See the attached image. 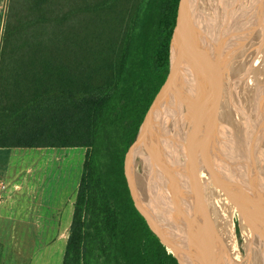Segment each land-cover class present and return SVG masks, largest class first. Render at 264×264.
Instances as JSON below:
<instances>
[{
	"label": "trees",
	"instance_id": "1",
	"mask_svg": "<svg viewBox=\"0 0 264 264\" xmlns=\"http://www.w3.org/2000/svg\"><path fill=\"white\" fill-rule=\"evenodd\" d=\"M12 1L0 148L87 150L63 264H179L136 210L124 159L170 74L182 0Z\"/></svg>",
	"mask_w": 264,
	"mask_h": 264
},
{
	"label": "rangeland",
	"instance_id": "2",
	"mask_svg": "<svg viewBox=\"0 0 264 264\" xmlns=\"http://www.w3.org/2000/svg\"><path fill=\"white\" fill-rule=\"evenodd\" d=\"M185 1L186 0H184V3ZM228 1L229 0H226V4H228ZM238 1L239 0H237V3ZM243 1H244L243 4L246 3V0H243ZM193 2L195 3V6H196L195 17H194L196 18L195 19L196 21L200 19L201 13L204 14L203 10L205 9L204 7L202 8L200 6L201 4L200 0H193ZM12 3L13 5H11V8L16 9L18 11L20 10L24 11L26 8L31 6L28 2L20 3L19 0H13ZM230 4H231V1H230ZM252 6H254L252 3L249 4V7H252ZM200 8L203 10H201ZM234 8H232L231 10L236 12V9L234 10ZM182 12H183V8H182ZM246 12H245L244 18L242 19L239 18V20H241L242 22L240 32H243V37L242 39H240L239 33L237 34L235 32L236 39L237 40L240 39V41H233V42L232 40L228 38L229 32H226V30L231 29L230 27L234 23L229 24L230 26L228 25L227 27H224L223 25H221V21L224 18V15L227 13V11L224 12V15H221V19H220L221 21L219 22L218 25L215 24L216 27H218V29L216 30L215 36L218 35V33L219 34L221 33L223 34L225 38L221 40V43H220L221 45L219 44L218 45L224 49V51L222 52V55H225L226 63L224 64V66H221L218 64V61H217L218 58L217 57L214 58L215 54L212 55L213 56L212 58L210 57L211 60L209 59V61L207 62L208 68H206V71H203L202 75H200L201 76L200 79L198 78L196 83L193 86H191L187 90L186 94L184 95L185 103H183L181 107V111H180L183 117L181 116V118H178L177 115L175 116L176 113H174L173 115L171 113L172 108L167 112V115L172 114L171 117L169 116L170 119L167 121V124L171 123L173 124V126L178 125V123L176 124L175 122L176 121L175 118L177 119V121L180 119L179 120L180 123L178 127L179 132H177V135L174 136L173 133L169 131L171 130V128L169 129V125H168V130L164 131L165 133L163 135L162 133L160 135V131L157 132L156 134H153L151 136L153 138H150L149 144L147 141L146 147L144 145L142 159H141V162L139 163V166L137 167L138 177L140 175L142 178V179H139L140 183L147 186L148 188L149 187L151 188V192L153 196L152 199L154 198L155 201H157L162 207L163 214L165 215L166 221L174 225L176 224V222L179 221L182 224L181 226L185 229L184 230L181 227L182 229L181 233L183 232L187 234L189 232L188 234H190V236L191 235L193 236V237L191 236L192 237L191 242L192 243L194 242L193 244L195 245L196 249L199 248L200 250H202L201 249L202 247L209 248L212 246L216 249V250L214 249L216 251V255H219L221 258L217 256L216 257L217 260L216 258H213V260L208 261L209 260L208 257L206 258L203 257L205 258L206 262H209V263L211 262V264H220V263L240 264V261L245 260V259H246L244 262L245 264H259L260 262H261L260 264H264V260H263L264 259V244H261V243H264L263 242L264 231L263 230L260 231V226H258L259 224L257 223L258 221L256 220L255 223H257L256 225L258 227L256 226L255 228L256 230L255 232H253V236H252V232H245L243 230L242 219H241L242 213L243 214L245 213L242 210V208H246L247 206L249 207V205H247V201H248L247 198L249 195L248 194L249 186H247L246 184H250V176L252 172L251 171L252 165H251V162H249L251 161V159H249L251 158V144H252L251 141L254 140L253 143L257 145L256 142L258 141V139L256 141V138H258L259 133H260L259 131L260 125L261 126L264 125L263 124L264 120L263 122L260 120V117H262V115L264 114V93L262 94V92H264V83H263L264 82L263 81L264 80V63H263L264 62V39L263 37L264 36H261V34H259L261 32L260 30L264 29V27L262 26L264 25V22L259 23L258 21V24H257V19L253 15L248 14L249 13L248 10H246ZM10 14L12 15V9H11ZM252 22L253 23L256 22L255 23L256 25L253 24ZM199 24L200 26H202L203 22L201 24V21H200ZM259 25L262 26L263 28L262 27L260 28ZM254 26L256 28L257 26L259 27L257 28V30L259 31L258 32L259 36L255 34L254 31L256 28H254ZM192 33L194 36L197 34V33L195 34V31H193ZM179 36L181 39L180 34ZM251 37L256 41H254ZM258 37H261L260 40L258 39ZM246 39H247V42L244 41ZM252 41L254 42V44ZM241 44L242 46H239ZM180 48H181V40H180L179 50ZM243 48L244 50H242ZM241 51L243 53H241ZM175 56H177V54ZM247 66L248 68H250V70L247 68ZM250 71L252 72L250 73ZM254 79L256 82L254 81ZM259 80H260V83L258 82ZM240 91L242 92V94ZM207 97H208L209 102L203 101V100H206ZM224 101L226 102L224 103ZM228 102H230V104ZM200 103L202 104V106ZM178 104L180 105V103L177 102V104L174 106V108H176V111L178 110L177 109V107L179 106ZM222 107L225 111L222 109ZM229 107L230 109H228ZM249 107L251 108L249 109ZM204 109L206 111L210 109V111L206 112ZM198 114L200 116H198ZM221 114L222 116L220 117ZM244 116L246 120L244 119ZM171 118H172V121H171ZM221 120L223 121L227 120V121L223 123V121ZM243 120L245 121V123H242ZM189 122H191L192 124L190 123L191 124L190 125ZM220 124H222V126ZM226 125L228 126L226 127ZM230 126L232 128H230ZM198 127H200L201 129H199ZM193 131H195L196 133ZM193 133L195 135H193ZM240 134L242 135V137H240L241 136ZM228 135L229 137H231L230 139ZM188 136H190V138ZM204 136L207 139H205ZM201 137H204V138H201ZM191 141H193L194 143ZM255 145L252 148L253 150H255ZM183 146L184 147L186 146V147L184 148ZM263 149H264V143H263ZM194 150L196 152H194ZM198 150L200 152H198ZM66 153L69 155L61 156L60 159L58 160L57 158H54V157L47 158L45 156L43 158V157H40V155H33L32 157L23 159V162H24L23 164L26 165V169L30 167L29 165L31 166L34 165L35 167V173L33 174L34 178L32 180L33 187H34L33 190L36 192L37 200L40 201L41 199L42 201L43 199L45 203V206L42 209V213L44 214V216L47 217L48 220H50V217H51V223H54V224L56 223V220H58V216H59L62 219L63 228L69 225V233H70V228H71L73 213H74V204L76 201L78 189H79L80 182H81L83 172H84V162L86 159L87 150L84 148H76V149H71V150L69 149ZM199 154H202V156ZM248 168H249V171H248ZM201 169L203 171H201ZM240 170L244 172L242 173V171ZM216 172H218L217 174L221 173L220 177H214V176H217ZM44 174H46V176L45 178H42ZM259 174H260V171H259ZM239 175H242V176H239ZM238 180L241 182H239ZM245 180L246 181L248 180V182H246ZM150 183H151V186H150ZM210 185L212 186V188ZM151 192L146 191L145 193L148 197H150L149 193ZM209 195H210V199H209ZM32 201L34 200L32 199ZM211 204L212 206H210ZM163 205H164V208H163ZM221 205L222 207H220ZM224 215H225V218H224ZM174 220H176V222H174ZM224 222L226 223L231 222L232 224V229H231L232 245L233 246H235V244L237 245L236 246L237 255L235 256H231L227 254L226 250L224 249V247L219 241L220 239H218L221 237L217 236L218 230L223 231V226H225L224 224H226ZM173 227H176V226H173ZM177 227H176V230H177ZM214 227L216 228L213 230ZM173 232H176V231H173ZM252 241H255V242L251 243ZM57 244L60 245V248L63 249V244L61 242H58V243L56 242L55 245ZM254 245H255V248L253 247ZM66 246H67V242L65 243L64 250H66ZM257 247H261V248L258 249ZM200 250L198 252H200ZM223 250H225V252ZM248 251L250 252V254ZM224 255H227V256H224ZM206 256L208 255L206 254ZM248 256H250L251 258ZM248 259H250V261ZM262 260H263V263H262ZM63 261L64 259L62 260V263Z\"/></svg>",
	"mask_w": 264,
	"mask_h": 264
},
{
	"label": "water",
	"instance_id": "3",
	"mask_svg": "<svg viewBox=\"0 0 264 264\" xmlns=\"http://www.w3.org/2000/svg\"><path fill=\"white\" fill-rule=\"evenodd\" d=\"M230 1L232 6L236 0ZM226 5V0H206L204 4L203 24L199 32L186 43L185 48L182 49L181 55L176 62L173 61L174 35L170 74L153 101L143 123L129 137L125 145L124 169L131 200L140 216L167 250L175 256L179 264H195L196 255L192 250L194 248L191 244L189 245V242L186 244L185 240L179 239L175 235L165 219L162 207L154 198L152 199L151 188L140 183L139 179L142 178L140 175L138 177L137 167L142 159L144 145L146 147L147 141L149 144V140L152 138L151 136L160 131V127H162L167 118V112L179 102L178 98L180 96L178 94L180 93L184 96L187 90L195 84L198 78L201 77L200 75H202L203 71H206V68H208L207 62L209 59L211 60L213 54H215L214 58H218L219 65L224 66L226 63V57L222 55L224 49L219 46L221 44L218 45L224 36L221 33L215 36L216 30L218 29L215 25V20L217 22L219 14L220 16L224 15ZM237 11L236 14H231L233 20L238 19L240 16ZM146 191L151 192L149 193L150 197L146 195ZM199 258H203V256ZM199 261L206 262L201 259Z\"/></svg>",
	"mask_w": 264,
	"mask_h": 264
},
{
	"label": "crops",
	"instance_id": "4",
	"mask_svg": "<svg viewBox=\"0 0 264 264\" xmlns=\"http://www.w3.org/2000/svg\"><path fill=\"white\" fill-rule=\"evenodd\" d=\"M10 2L0 0V66ZM68 150L0 148V184L5 186L0 191L3 198L0 204V264H63L69 225L63 228L59 216L55 224L51 223V217L48 220L44 216L45 203L43 199L37 200L33 190L35 167L29 165L26 169L23 159L40 155L58 160L61 156H68ZM56 242H61L63 249L55 245Z\"/></svg>",
	"mask_w": 264,
	"mask_h": 264
},
{
	"label": "bare ground",
	"instance_id": "5",
	"mask_svg": "<svg viewBox=\"0 0 264 264\" xmlns=\"http://www.w3.org/2000/svg\"><path fill=\"white\" fill-rule=\"evenodd\" d=\"M201 1V4H200V6L203 8L204 7V4L206 3V0H200ZM243 0H239L238 1V3H237V0L235 1V4H233L232 6H231V4H230V0L228 1V4L226 5V11H227V13L224 15V18L222 19V21L220 20L221 19V16L219 15V17H218V20H217V22H216V20H215V24H219V22L221 21V25H223L224 27H227L229 24H231V23H234L230 28L231 29H228V30H226V32H229V35H228V38L230 39V40H232V42L233 41H240V39H242V37H243V32H240V30H241V24H242V22H241V20H239V18L240 19H242V18H244V16H245V12H246V10H248V14H251V15H253L256 19H257V24H258V21H259V23L260 22H264V0H246V3H244L243 4ZM194 2H193V0H186L185 1V3H184V0H182V4H181V9H180V27H179V32H178V37H176L177 38V40H175V42H174V50H173V61L174 62H176L177 60H178V58L180 57V55H181V51H182V49H184L185 48V45H186V43L188 42V41H190L191 40V38H193V31H195V34L197 33V32H199L198 31V29L200 30V28H201V26H200V24H199V22L201 21V24H202V22H203V20H204V14L203 13H201V17H200V19L199 20H196L195 21V19L196 18H194L195 17V11H196V6H195V3L193 4ZM253 4L254 6H252V7H249V4ZM199 6V7H200ZM235 7V8H234ZM249 7V8H248ZM182 8H183V12H182ZM232 8H234V10L236 9V11L240 14V16L238 17V19H236V20H233V17L231 16V14L233 15L234 13L236 14V12H234L233 10H231ZM201 9V8H200ZM240 9V10H239ZM201 10H203V9H201ZM204 11V10H203ZM198 12V11H197ZM247 13V12H246ZM199 14V13H198ZM197 15V14H196ZM252 16V17H253ZM197 17V16H196ZM252 20V19H251ZM253 23V22H252ZM256 23V22H255ZM255 23H253V24H255ZM262 24V23H261ZM256 25V24H255ZM230 26V25H229ZM260 26V25H259ZM263 27H264V25H262ZM262 26H260V28L262 27ZM262 27V28H263ZM254 28H256L255 26H254ZM257 28H259L258 26H257ZM257 28L255 29V34H257L258 36H259V34H261V36H264V29L262 30H260L261 32L258 34V30H257ZM195 29V30H194ZM244 29V28H243ZM239 30V31H238ZM223 31V30H222ZM246 31V30H245ZM235 32L238 34L239 33V37H240V39L239 40H237L236 39V37H235ZM253 32V33H254ZM225 33V32H224ZM179 34L181 35V39H180V36H179ZM234 34V35H233ZM236 34V35H237ZM240 34H241V36H240ZM256 36V35H255ZM238 37V38H239ZM244 38H246V37H244ZM252 38V37H251ZM260 38L261 37H258V39L260 40ZM225 39V38H224ZM253 39V38H252ZM251 39V40H252ZM257 39V40H258ZM263 39H264V37H263ZM263 39H261V40H263ZM180 40H181V48H180V50H179V45H180ZM226 40H227V38H226ZM225 40V41H226ZM254 40V39H253ZM224 41V40H223ZM244 41H246L247 42V39L246 40H244ZM254 41H256V40H254ZM249 42V41H248ZM253 42V41H252ZM218 44H220V43H218ZM244 44H245V42H244ZM253 44H254V42H253ZM250 45V44H249ZM248 45V46H249ZM176 46V47H175ZM239 46H242V44L241 45H239ZM230 47H231V45H230ZM244 47V46H243ZM250 48H251V46H250ZM253 48V47H252ZM262 48H263V46H262ZM261 48V49H262ZM246 49V48H245ZM239 50V49H238ZM242 50H244V48L242 49ZM258 50V49H257ZM247 52H248V50H247ZM241 53H243L242 51H241ZM177 54V56H175ZM245 54V53H244ZM243 54V55H244ZM256 55V54H255ZM246 56V55H245ZM251 57V56H250ZM262 57V56H261ZM248 58H249V56H248ZM245 59V58H244ZM248 60V59H247ZM250 60V59H249ZM242 61V60H241ZM229 62V61H228ZM243 63V62H242ZM259 63V62H258ZM264 63V62H263ZM245 65V64H244ZM247 65V64H246ZM254 65V64H253ZM261 65V64H260ZM252 66V65H251ZM256 66V65H255ZM247 68H248V66H247ZM256 68V67H255ZM241 69H243V68H241ZM249 70H250V68H248ZM247 69V70H248ZM252 69V68H251ZM254 69V68H253ZM258 69V68H257ZM246 70V71H247ZM259 70V69H258ZM261 70V69H260ZM253 71V70H252ZM252 71H250V73L252 72ZM256 71V70H255ZM248 72V71H247ZM262 72V71H261ZM245 73V72H244ZM257 73V72H256ZM239 75V74H238ZM244 75V74H243ZM252 75V74H251ZM250 76V75H249ZM258 76V75H257ZM256 76V77H257ZM203 77V76H202ZM239 77V76H238ZM247 77V76H246ZM262 77V76H261ZM251 78H252V76H251ZM200 79V78H199ZM239 79V78H238ZM257 79V78H256ZM258 80V79H257ZM243 81H244V79H243ZM249 81V80H248ZM254 81H255V79H254ZM264 81V80H263ZM247 82V81H246ZM256 82V81H255ZM259 83H260V80L258 81ZM196 83V82H195ZM198 83V82H197ZM250 83V82H249ZM254 83V82H253ZM264 83V82H263ZM235 84V83H234ZM243 84V83H242ZM257 84V83H256ZM247 86V85H246ZM257 87H258V85H257ZM206 89V88H205ZM244 89V88H243ZM246 89V88H245ZM261 89V88H260ZM229 91V90H228ZM248 91V90H247ZM259 91V90H258ZM204 92V91H203ZM235 92V91H234ZM241 92V91H240ZM242 92H243V90H242ZM242 92H241V94H242ZM237 93V92H236ZM264 92H262V94H263ZM201 94V93H200ZM235 94V93H234ZM258 94H259V92H258ZM180 97L178 98V100H179V102L178 103H180V105L177 107V111H176V108H172V114L174 115V113H176L175 114V116L177 115V117L178 118H181V113H180V111H181V107H182V105H183V103H185V98H184V96H183V94H178ZM202 95V94H201ZM224 95V94H223ZM243 95H245V94H243ZM251 95V94H250ZM183 96V97H182ZM207 96V95H206ZM242 96V95H241ZM198 97V96H197ZM209 97V96H208ZM208 97L206 98V100H203V101H205V102H209L208 101ZM225 97V96H224ZM233 97V96H232ZM239 97V96H238ZM257 97V96H256ZM181 98V99H180ZM234 98V97H233ZM249 98V97H248ZM227 99V98H226ZM241 99V98H240ZM239 99V100H240ZM257 99V98H256ZM259 99V98H258ZM210 100V99H209ZM246 100V99H245ZM244 100V101H245ZM249 100V99H248ZM247 100V101H248ZM252 100V99H251ZM241 101V100H240ZM198 102H199V100H198ZM205 102H203V103H205ZM226 101H224V103H225ZM229 104H230V102H228ZM244 103V102H243ZM201 104V103H200ZM216 104V103H215ZM215 104H214V106H215ZM251 104V103H250ZM258 104V103H257ZM205 105V104H204ZM203 105V106H204ZM259 105H260V103H259ZM201 106H202V104H201ZM221 106V105H220ZM223 106V105H222ZM225 106H226V104H225ZM240 106V105H239ZM243 106H244V104H243ZM249 106V105H248ZM209 107V106H208ZM217 107V106H216ZM215 107V108H216ZM224 107V106H223ZM223 107H222V109H223ZM206 108V107H205ZM221 108V107H220ZM226 108V107H225ZM251 107H249V109H250ZM252 108H254V107H252ZM228 109H230V107L228 108ZM205 110V109H204ZM224 110V109H223ZM206 111V110H205ZM208 111H210V109L209 110H207L206 112H208ZM225 111V110H224ZM206 112H205V114H206ZM199 113V112H198ZM203 113V112H202ZM210 113V112H209ZM218 113V112H217ZM171 114V115H172ZM204 114V113H203ZM214 114V113H213ZM243 114V113H242ZM245 114V113H244ZM171 115H166L167 116V118L165 119V123H163V125H162V127H160V135H161V133H162V135L165 133L164 131H167L168 130V125H169V129L171 128V130H169V131H171V133H173V135L175 136V135H177V132H179V120L177 121V119L175 118V122H176V124L178 123V125H174L173 126V124H167V121L170 119V117H171ZM208 115V114H207ZM207 115H206V117H207ZM219 115V114H218ZM217 115V116H218ZM226 115V114H225ZM247 115V114H246ZM170 116V117H169ZM198 116H200L199 114H198ZM197 116V117H198ZM205 116V115H204ZM222 116V114L220 115V117ZM228 116V115H227ZM264 114L262 115V117H260V120L263 122V120H264ZM174 117V116H173ZM183 117V116H182ZM226 117V116H225ZM234 117V116H233ZM204 118V117H203ZM229 118V117H228ZM252 118V117H251ZM184 119V118H183ZM224 119V118H223ZM244 119L246 120V118H245V116H244ZM197 120V119H196ZM225 120V119H224ZM171 121H172V118H171ZM193 121V120H192ZM212 121V120H211ZM220 121V120H219ZM221 121H223V120H221ZM227 121V120H226ZM226 121H223V123L224 122H226ZM260 121V122H261ZM197 122H199V121H197ZM248 122H249V120H248ZM251 122V121H250ZM255 122V121H254ZM253 122V123H254ZM184 123V122H183ZM191 122H189V124H190ZM242 123H245V121L243 120V122ZM192 124V123H191ZM190 124V125H191ZM201 124V123H200ZM241 124V123H240ZM259 124V123H258ZM264 124V123H263ZM196 125V124H195ZM221 126H222V124H220ZM228 125H226V127H227ZM242 126V125H241ZM250 126V125H249ZM263 126V127H262ZM260 125V133H259V136H258V138H256V141H257V139L259 140V142H258V144L261 142V138H262V136H263V138H262V140H264V125ZM182 127V126H181ZM197 127V126H196ZM201 127V126H200ZM200 127H198L199 129H201ZM232 127H233V125H232ZM231 126H230V128H232ZM240 127V126H239ZM215 128V127H214ZM242 128V127H241ZM236 129V128H235ZM243 130V129H242ZM241 130V131H242ZM247 130V129H246ZM252 130V129H251ZM200 131V130H199ZM216 131V130H215ZM219 131V130H218ZM229 131V130H228ZM237 131V130H236ZM193 132H195V131H193ZM210 132V131H209ZM224 132V131H223ZM252 132V131H251ZM257 132V131H256ZM255 132V133H256ZM196 133V132H195ZM236 133V132H235ZM244 133V132H243ZM254 133V132H253ZM198 134V133H197ZM249 134H250V132H249ZM185 135V134H184ZM190 135V134H189ZM193 135H195L194 133H193ZM202 135V134H201ZM205 135V134H204ZM241 135V134H240ZM199 136V135H198ZM209 136V135H208ZM227 136V135H226ZM253 136V135H252ZM251 136V137H252ZM255 136H256V134H255ZM163 137V136H162ZM186 137V136H185ZM189 138H190V136H188ZM192 137V136H191ZM205 137V136H204ZM204 137H201V138H204ZM210 137V136H209ZM228 137H229V135H228ZM233 137V136H232ZM236 137V136H235ZM234 137V138H235ZM238 137V136H237ZM240 137H242V135L240 136ZM153 138V137H152ZM214 138V137H213ZM224 138V137H223ZM231 137H229V139H230ZM192 139V138H191ZM199 139V138H198ZM205 139H207L206 137H205ZM222 139V138H221ZM225 139V138H224ZM223 139V140H224ZM228 139V138H227ZM216 140V139H215ZM218 140V139H217ZM243 140V139H242ZM241 140V141H242ZM253 140V139H252ZM156 141H158V140H156ZM187 141V140H186ZM196 141V140H195ZM198 141V140H197ZM203 141H204V139H203ZM231 141V140H230ZM254 141V140H253ZM253 141H251V158H249V159H251V161H249V162H251V165H252V172H251V176H250V184H246L247 186H249V190H248V198H247V205H249V207L247 206L246 208H242V210L245 212L244 214L242 213V228H243V230L245 231V232H252V236H253V232H255V228H256V224L258 223L259 225L258 226H260V231L261 230H263L264 231V179L263 178H261L260 176H261V171H260V169H259V160L257 161V157H256V154H257V148H256V145H255V143H253ZM191 142H193V141H191ZM199 142V141H198ZM197 142V143H198ZM256 142V143H257ZM262 142H264V141H262ZM185 143V142H184ZM194 143V142H193ZM229 143V142H228ZM239 143V142H238ZM205 144V143H204ZM207 144V143H206ZM216 144V143H215ZM147 145V144H146ZM223 145V144H222ZM227 145V144H226ZM254 145H255V150H253L252 148L254 147ZM154 147H155V145H154ZM184 147V146H183ZM186 147V146H185ZM184 147V148H185ZM220 147V146H219ZM194 148V147H193ZM199 148V147H198ZM197 148V149H198ZM212 148V147H211ZM239 148V147H238ZM196 149V150H197ZM216 149H218V148H216ZM246 150V149H245ZM244 150V151H245ZM192 152V151H191ZM194 152H196L195 150H194ZM198 152H200L199 150H198ZM202 152V151H201ZM209 152V151H208ZM243 152V151H242ZM203 153V152H202ZM192 155V154H191ZM195 155V154H194ZM199 155H201L202 156V154H199ZM232 155V154H231ZM263 155V154H262ZM198 156V155H197ZM203 156H205V155H203ZM229 156V155H228ZM246 156V155H245ZM193 157V156H192ZM199 157V156H198ZM232 157V156H231ZM253 157V158H252ZM259 157V156H258ZM197 158V157H196ZM204 158V157H203ZM233 158V157H232ZM246 158V157H245ZM185 159V158H184ZM199 159V158H198ZM201 159V158H200ZM231 159V158H230ZM240 160V159H239ZM247 160V159H246ZM262 160V159H261ZM260 160V161H261ZM248 161V160H247ZM229 162V161H228ZM192 163V162H191ZM194 163V162H193ZM230 164V163H229ZM188 165V164H187ZM205 168V167H204ZM228 168V167H227ZM259 169V171H260V174H259V171H258V169ZM186 169V168H185ZM213 170V169H212ZM224 170V169H223ZM182 171H183V169H182ZM188 171V170H187ZM201 171H203L202 169H201ZM218 171V170H217ZM240 171H242V170H240ZM248 171H249V168H248ZM244 171H242V173H243ZM215 173V172H214ZM218 172H216V174H217ZM207 174V173H206ZM221 174V173H220ZM220 174H217V176H214V177H220ZM232 174V173H231ZM236 174H238V173H236ZM235 174V175H236ZM240 174V173H239ZM213 175V174H212ZM243 175V174H242ZM242 175H239V176H242ZM226 176H227V174H226ZM238 176V175H237ZM192 177V176H191ZM245 177V176H244ZM210 178H211V176H210ZM236 178V177H235ZM197 180V179H196ZM213 180V179H212ZM150 181V180H149ZM187 181V180H186ZM239 181V180H238ZM246 181V180H245ZM160 182V181H159ZM190 182V181H189ZM197 182V181H196ZM239 182H241V181H239ZM246 182H248V180L246 181ZM245 182V183H246ZM213 183H215V182H213ZM244 183V182H243ZM263 184V185H262ZM234 185V184H233ZM211 186V185H210ZM159 187V186H158ZM231 187V186H230ZM233 187V186H232ZM241 187H243V186H241ZM202 188V187H201ZM211 188H212V186H211ZM219 188V187H218ZM235 188H236V186H235ZM156 189V188H155ZM220 189V188H219ZM204 190V189H203ZM216 190V189H215ZM234 190V189H233ZM232 190V191H233ZM236 190V189H235ZM212 192H213V190H212ZM218 192V191H217ZM238 193V192H237ZM211 194V193H210ZM208 195V194H207ZM215 195V194H214ZM213 196V195H212ZM232 196V195H231ZM207 198V197H206ZM198 199V198H197ZM209 199H210V195H209ZM214 199H215V197H214ZM222 200H223V198H222ZM145 202V201H144ZM210 203V202H209ZM212 203V202H211ZM246 204V203H245ZM210 206H212V204L210 205ZM220 207H222V205L220 206ZM163 208H164V205H163ZM219 210V209H218ZM221 210V209H220ZM236 210H237V208H236ZM253 215V216H252ZM223 218V217H222ZM224 218H225V215H224ZM240 219V220H241ZM227 220V219H226ZM256 220L258 221L257 223H255L256 222ZM184 221H186V220H184ZM174 222H176V220H174ZM187 223H188V221H187ZM224 223H226V222H224ZM221 224H222V222H221ZM168 225H170L171 227H172V229H173V231H176V232H174L175 233V235H177L178 236V238L179 239H182V240H185V243L186 244H188V242H189V245L191 244L193 247H194V249L197 251H195L194 249H192L193 251H194V253H195V255H196V262H197V264H207V262H203V261H199V259H201V260H205V258L206 257H208V261H211V260H213V258H216L217 256L218 257H220L219 255H216V249L212 246V247H209V248H203L202 246V250H200L199 248H195V245L191 242V239H192V237L190 236V234H188V236H187V234H185V233H183V235H182V233H181V230L182 229H184L181 225V223L178 221V222H176V224L174 225V224H168ZM225 226H223V231H221V230H218L217 232V236H219V237H221V238H218V239H220L219 241H220V243L222 244V246L224 247V249L226 250V252H227V254H229V255H231V256H235V255H237V245L235 244V246H233L232 245V239H231V235H232V231H231V229H232V224H231V222L230 223H226V224H224ZM173 226H178L177 227V230H176V227H173ZM257 226V227H258ZM181 227H182V229H181ZM216 227H214L213 228V230L215 229ZM221 229V228H220ZM185 230V229H184ZM204 231H205V229H204ZM216 231V230H215ZM258 233V232H257ZM260 233V232H259ZM262 233V232H261ZM192 234V233H191ZM198 234V233H197ZM215 234H216V232H215ZM257 235V234H256ZM200 236V235H199ZM214 236V235H213ZM258 236V235H257ZM198 237V236H197ZM215 237V236H214ZM256 237V236H255ZM216 238V237H215ZM214 238V239H215ZM253 238V237H252ZM257 238V237H256ZM205 239H207V238H205ZM208 239H210V238H208ZM217 239V238H216ZM263 239V238H262ZM261 239V240H262ZM254 240H256V239H254ZM258 240V239H257ZM212 241V240H211ZM217 242H218V240H217ZM253 242H255V241H252L251 243H253ZM263 242H264V240H263ZM261 243V242H260ZM204 244V243H203ZM213 244V243H212ZM261 244H264V243H261ZM260 244V245H261ZM253 245V244H252ZM251 245V246H252ZM254 248H255V245L253 246ZM250 248V247H249ZM258 249L259 248H261V247H257ZM215 249V250H214ZM252 249V248H251ZM200 250V252H198ZM225 250H223L224 252H225ZM249 250V249H248ZM218 251V250H217ZM250 251V250H249ZM248 251V252H249ZM252 251V250H251ZM253 252V251H252ZM251 252V253H252ZM259 252V251H258ZM200 253V254H199ZM254 253V252H253ZM206 254L208 255V256H206ZM224 254H226V253H224ZM249 254H250V252H249ZM223 255V254H222ZM197 256H199V257H201V256H203V257H205V258H197ZM224 256H227V255H224ZM257 256H258V254H257ZM248 257H250V256H248ZM262 257V256H261ZM221 258V257H220ZM226 258V257H225ZM251 258V257H250ZM256 258V257H255ZM227 259V258H226ZM257 259V258H256ZM216 260H217V258H216ZM246 260V259H245ZM245 260H241L240 261V264H245L244 262H245ZM249 261H250V259H248ZM258 260V259H257ZM264 260V259H263ZM263 260H262V263H263ZM253 261V260H252ZM196 262H195V264H196ZM219 263H220V261H219ZM224 263V262H223ZM249 263V262H248ZM254 263V262H253ZM261 263V262H260ZM259 263V264H260ZM209 264H211V262L209 263ZM220 264H222V263H220ZM225 264V263H224ZM227 264V263H226ZM229 264V263H228Z\"/></svg>",
	"mask_w": 264,
	"mask_h": 264
},
{
	"label": "flooded vegetation",
	"instance_id": "6",
	"mask_svg": "<svg viewBox=\"0 0 264 264\" xmlns=\"http://www.w3.org/2000/svg\"><path fill=\"white\" fill-rule=\"evenodd\" d=\"M262 138H263V136H262ZM262 138H261V142L258 144V142H259V140H258V142H257V145H256V147H257V154H256V157H257V161L260 159H262L261 161L259 160L258 162H259V169H260V171H261V178H263L264 179V149H263V143L264 142H262V141H264V140H262ZM263 154V155H262ZM259 156V157H258ZM263 185V184H262Z\"/></svg>",
	"mask_w": 264,
	"mask_h": 264
},
{
	"label": "built area",
	"instance_id": "7",
	"mask_svg": "<svg viewBox=\"0 0 264 264\" xmlns=\"http://www.w3.org/2000/svg\"><path fill=\"white\" fill-rule=\"evenodd\" d=\"M5 186L3 184H0V191L4 190ZM3 201V198L0 196V204Z\"/></svg>",
	"mask_w": 264,
	"mask_h": 264
}]
</instances>
